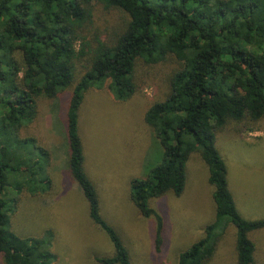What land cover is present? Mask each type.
<instances>
[{
	"label": "trees",
	"instance_id": "trees-1",
	"mask_svg": "<svg viewBox=\"0 0 264 264\" xmlns=\"http://www.w3.org/2000/svg\"><path fill=\"white\" fill-rule=\"evenodd\" d=\"M143 77L165 88L145 117L163 160L131 182V202L152 222L156 249L165 241V222L151 202L184 194L196 155L209 171L216 217L177 264H210L232 226L238 264H256L250 235L264 230V220L248 221L237 210L216 138L231 127L252 132L264 120V0H0V264L57 259L50 231L28 239L11 230L9 191L19 199L51 191L49 153L20 134L36 122L39 100L70 90L69 172L91 220L116 249L97 262L133 264L101 216L79 122L89 92L107 86L126 102L143 88Z\"/></svg>",
	"mask_w": 264,
	"mask_h": 264
},
{
	"label": "rangeland",
	"instance_id": "rangeland-1",
	"mask_svg": "<svg viewBox=\"0 0 264 264\" xmlns=\"http://www.w3.org/2000/svg\"><path fill=\"white\" fill-rule=\"evenodd\" d=\"M142 81L143 88L126 102L117 101L107 86L89 92L79 122L85 166L99 195L101 216L118 233L133 264H177L178 255L199 241L215 220L214 189L207 167L193 155L184 194L151 202L165 222V241L158 251L152 222L131 202V182L146 178L163 160V148L145 117L165 88L159 81L158 85L145 77ZM71 94L70 90L55 100H39L36 122L21 131L22 139H35L49 153L45 174L52 188L43 196L24 193L20 199L9 191L11 230L28 239L46 238L50 231L51 252L57 258L52 264H99L97 259L114 257L116 249L91 220L83 192L69 172ZM216 147L226 162L229 189L240 215L248 221L264 220V120L252 132L238 133L231 127L218 134ZM250 236L256 245V264H264V230ZM235 245L232 226L210 264H238Z\"/></svg>",
	"mask_w": 264,
	"mask_h": 264
},
{
	"label": "crops",
	"instance_id": "crops-1",
	"mask_svg": "<svg viewBox=\"0 0 264 264\" xmlns=\"http://www.w3.org/2000/svg\"><path fill=\"white\" fill-rule=\"evenodd\" d=\"M86 167V166H85ZM88 174V173H87ZM89 176V175H88ZM93 182V181H92Z\"/></svg>",
	"mask_w": 264,
	"mask_h": 264
}]
</instances>
